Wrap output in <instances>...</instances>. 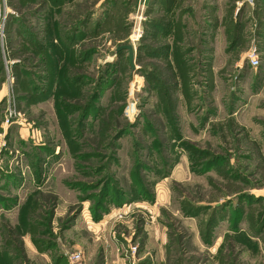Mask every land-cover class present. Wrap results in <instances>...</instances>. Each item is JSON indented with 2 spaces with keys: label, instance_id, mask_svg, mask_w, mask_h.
I'll return each instance as SVG.
<instances>
[{
  "label": "rangeland",
  "instance_id": "374dc122",
  "mask_svg": "<svg viewBox=\"0 0 264 264\" xmlns=\"http://www.w3.org/2000/svg\"><path fill=\"white\" fill-rule=\"evenodd\" d=\"M5 13L0 264H264V0ZM6 59L24 74L9 66V101Z\"/></svg>",
  "mask_w": 264,
  "mask_h": 264
},
{
  "label": "built area",
  "instance_id": "2783aa9c",
  "mask_svg": "<svg viewBox=\"0 0 264 264\" xmlns=\"http://www.w3.org/2000/svg\"><path fill=\"white\" fill-rule=\"evenodd\" d=\"M7 10V0H0V27L1 28H4V23H5V20L7 19V13H5V11ZM2 29H0V38L2 39V41L4 42V32H1ZM2 42V45L4 44ZM1 45V46H2ZM4 52V53H3ZM2 53L5 55L6 51L4 49V45L2 46ZM248 59H249V62H250V66L252 68H258L260 66V60L259 58L257 57V53H256V50H254L252 53H250L248 55ZM16 64V61H8L7 59L5 60V71H7V79L8 81H6V83L8 82V90H7V95L5 96V98H8V101L9 99H11V90H12V83L15 81V75L13 73H11L12 71L10 70L9 66H13ZM8 115L6 116V119H5V123L6 124H12L13 123V119L14 117L16 116V113L13 112L10 108V110H8ZM1 166H2V163L0 161V169H1ZM120 216V215H118ZM120 218L122 219V215L120 216ZM136 249L132 248V247H129V248H126V255H125V258L127 259H130L131 261H133V254L135 255L136 254ZM71 263L72 264H82L84 262V257H83V254L81 253H76V254H73L71 256Z\"/></svg>",
  "mask_w": 264,
  "mask_h": 264
},
{
  "label": "water",
  "instance_id": "95a60500",
  "mask_svg": "<svg viewBox=\"0 0 264 264\" xmlns=\"http://www.w3.org/2000/svg\"><path fill=\"white\" fill-rule=\"evenodd\" d=\"M123 52H128V58L130 62V66L132 68V71L136 70V62H135V49L132 45H125L122 47H119L117 49V54H121Z\"/></svg>",
  "mask_w": 264,
  "mask_h": 264
},
{
  "label": "trees",
  "instance_id": "16d2710c",
  "mask_svg": "<svg viewBox=\"0 0 264 264\" xmlns=\"http://www.w3.org/2000/svg\"><path fill=\"white\" fill-rule=\"evenodd\" d=\"M256 19H257V22H258V25H259L260 29H264V23H261L262 21H260L259 15L256 16ZM230 24H231V26L234 27V29H237V23H236V19L235 18H234V21H232ZM161 25H163V26L159 27L160 29H166L165 28L166 26L164 27V24H161ZM224 25H226L225 22H224ZM171 29H175L174 26ZM227 29H230L229 24H228ZM17 68H18V65H15L14 66V69H15L14 71H15L16 76L20 77L21 75H24L23 74V69H20L19 71H17ZM1 72L4 73V70H1Z\"/></svg>",
  "mask_w": 264,
  "mask_h": 264
},
{
  "label": "crops",
  "instance_id": "0c3cea01",
  "mask_svg": "<svg viewBox=\"0 0 264 264\" xmlns=\"http://www.w3.org/2000/svg\"><path fill=\"white\" fill-rule=\"evenodd\" d=\"M257 21V20H256ZM219 23H220V25H219ZM218 23V27H219V29L220 28H222V21L220 20V22ZM257 25H258V22H257ZM237 68H238V70H240L241 69V66H237ZM7 84V83H6ZM4 89V88H3ZM6 89H7V86H6ZM6 89H5V91H6ZM7 94V93H6ZM3 98L4 97H2L1 99L2 100H0V104L2 103V101H3ZM108 225V224H107ZM101 228H104V227H100V229ZM251 240H253V241H256L257 239L256 238H250ZM128 240V239H127ZM113 242V241H112ZM114 243V242H113ZM121 243H123V242H121ZM127 245H130V244H127ZM115 251H112V252H107L108 253V256H110V255H112L113 253H114ZM106 257H107V255H106ZM111 257H113V260H114V262H110V264H130V263H127L126 261H124L123 259H121V258H117L116 256H111ZM109 258V257H108ZM60 264H62V263H60Z\"/></svg>",
  "mask_w": 264,
  "mask_h": 264
}]
</instances>
